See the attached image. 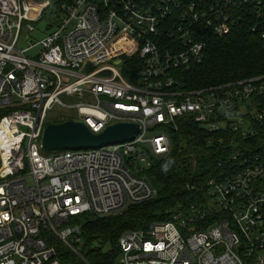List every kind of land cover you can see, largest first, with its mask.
Wrapping results in <instances>:
<instances>
[{"label": "built area", "instance_id": "built-area-1", "mask_svg": "<svg viewBox=\"0 0 264 264\" xmlns=\"http://www.w3.org/2000/svg\"><path fill=\"white\" fill-rule=\"evenodd\" d=\"M262 3L71 0L21 49V31H41L50 1L0 0V264H91L69 240L82 234L80 217L155 197L139 171L169 152L178 117L203 126L209 142L235 147L252 136L264 124V74L187 90L174 72L201 59L203 33H229L248 7L260 17ZM62 94L79 101L68 105ZM55 105L74 107L71 120L93 133L117 122L138 128L132 139L90 150L45 151ZM186 188L187 202L167 220L120 234L113 264H264L260 154L228 151L215 175ZM56 241L71 260L58 257Z\"/></svg>", "mask_w": 264, "mask_h": 264}, {"label": "trees", "instance_id": "trees-1", "mask_svg": "<svg viewBox=\"0 0 264 264\" xmlns=\"http://www.w3.org/2000/svg\"><path fill=\"white\" fill-rule=\"evenodd\" d=\"M63 10L71 0H49ZM255 7L244 11V19L227 34L208 31L201 35L205 47L199 61L174 72L183 89L192 90L221 83L233 82L253 75L264 74V0L260 6L262 15L255 16ZM46 11V10H45ZM45 11L42 13L41 21ZM48 21V19H45ZM51 26V25H50ZM49 23L47 28L50 27ZM254 26L255 30L251 27ZM129 78L128 71L124 72ZM70 118H59L58 123ZM175 127L168 131L171 138L169 152L163 157L151 158L148 166L142 167L141 175L155 186V197L136 204H129L124 211L105 217L84 214L80 220L81 235L86 239L85 257L91 264H113L118 255V237L124 230L144 229L155 221H165L170 213L187 202L191 193L186 183H194L213 176L225 154L233 149L258 153L264 158V124L255 126V133L237 138L235 147L227 146V139L209 142L210 134L194 122L190 116L178 117ZM111 247L105 250V242ZM57 255L66 262L73 258L61 243L56 241Z\"/></svg>", "mask_w": 264, "mask_h": 264}, {"label": "water", "instance_id": "water-1", "mask_svg": "<svg viewBox=\"0 0 264 264\" xmlns=\"http://www.w3.org/2000/svg\"><path fill=\"white\" fill-rule=\"evenodd\" d=\"M137 128L134 123L117 122L99 133H93L83 122L74 120L49 122L43 130L42 146L45 151L93 148L102 144L132 139Z\"/></svg>", "mask_w": 264, "mask_h": 264}, {"label": "rangeland", "instance_id": "rangeland-1", "mask_svg": "<svg viewBox=\"0 0 264 264\" xmlns=\"http://www.w3.org/2000/svg\"><path fill=\"white\" fill-rule=\"evenodd\" d=\"M61 12L62 11L60 10V8H57L55 5H52V6L50 5L47 8L44 14L45 15L44 18L48 19L49 26L52 25L54 21L60 16ZM45 19L37 23V27L41 29L40 32L39 31L27 32L24 29L21 31L19 39H18V44H17L19 48L24 49L28 47L31 43H34L37 40H39V38L41 37V33H43L42 29H44L46 25ZM37 49L38 47L28 51L26 54L30 55ZM78 70L81 71V68ZM60 98L62 101L66 102L68 105H72V106L79 101L77 97L67 96L64 94H62ZM76 117H77L76 109L74 107L61 108L60 106L55 105L49 110V113H48V121H54L59 118L75 119ZM90 149H92V147L80 148L79 150H90ZM125 209L126 208H124L118 213H121ZM69 240L74 245V247L77 248L78 251H80L83 254L86 253V249L88 248V245L85 244L86 239L84 236L81 235L79 237H76L75 239L70 238ZM110 247H111V242L110 241L105 242L104 249L109 250Z\"/></svg>", "mask_w": 264, "mask_h": 264}]
</instances>
